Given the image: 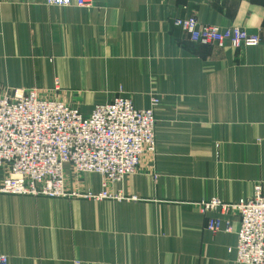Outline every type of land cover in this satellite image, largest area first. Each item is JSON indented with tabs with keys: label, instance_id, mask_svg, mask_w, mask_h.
<instances>
[{
	"label": "crops",
	"instance_id": "crops-1",
	"mask_svg": "<svg viewBox=\"0 0 264 264\" xmlns=\"http://www.w3.org/2000/svg\"><path fill=\"white\" fill-rule=\"evenodd\" d=\"M93 2L0 0V96L36 88L84 114L119 94L137 108L159 96L156 151L109 186L136 199L0 192V254L9 264H245L239 213L224 215L230 231L212 232L219 214L197 202L264 187V0ZM190 16L261 42L197 43L173 23ZM65 170L68 190L102 189L100 173ZM8 174L0 167V183Z\"/></svg>",
	"mask_w": 264,
	"mask_h": 264
},
{
	"label": "built area",
	"instance_id": "built-area-1",
	"mask_svg": "<svg viewBox=\"0 0 264 264\" xmlns=\"http://www.w3.org/2000/svg\"><path fill=\"white\" fill-rule=\"evenodd\" d=\"M48 4L90 7L93 0H46ZM190 38L200 44L225 47L256 46L258 34L240 26L220 28L203 24L197 17H176L173 21ZM60 85L56 79L55 87ZM161 97L152 96L149 106L137 108L128 95L96 104L89 114L58 99L43 98L36 88H15L0 96V167L9 165V174L0 183V192L80 196L93 200L136 199L121 190L112 191L110 184L122 182L134 173L143 154L156 151L155 109ZM77 172H98L102 189L80 192L66 188L65 165ZM157 176V175H156ZM155 176V177H156ZM203 213L215 212L208 229L218 232L229 221L224 215L239 213L240 227L236 245V262L264 264V187L257 183L252 195L236 202L219 196L197 202ZM78 263V262H77ZM0 264H9V256L0 254Z\"/></svg>",
	"mask_w": 264,
	"mask_h": 264
}]
</instances>
